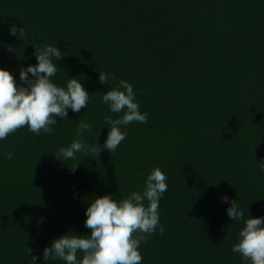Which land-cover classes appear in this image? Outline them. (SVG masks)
<instances>
[{
	"label": "trees",
	"instance_id": "obj_1",
	"mask_svg": "<svg viewBox=\"0 0 264 264\" xmlns=\"http://www.w3.org/2000/svg\"><path fill=\"white\" fill-rule=\"evenodd\" d=\"M37 45L61 49L54 81L77 78L91 99L51 135L20 128L0 140V264H28V249L40 257L68 231L89 234L93 195L140 191L154 167L167 176L164 232L141 243L142 264H241L230 249L242 225L220 196L264 216V0H0V67L18 84ZM101 71L134 86L147 123L122 127L115 152L61 162L54 153L80 120L92 125L87 143L102 144L104 116L120 115L101 102L116 83L99 84Z\"/></svg>",
	"mask_w": 264,
	"mask_h": 264
},
{
	"label": "clouds",
	"instance_id": "obj_2",
	"mask_svg": "<svg viewBox=\"0 0 264 264\" xmlns=\"http://www.w3.org/2000/svg\"><path fill=\"white\" fill-rule=\"evenodd\" d=\"M11 32L16 35L15 29ZM33 55L36 63L19 70L17 83L12 73L0 67V140L20 128H27L31 133L40 136L53 134L54 125L60 120H68L69 110L79 113L87 109L91 95L86 91L81 80L67 77L63 84L54 81L59 70L57 61L62 55L61 49L52 45L35 46ZM98 83L114 86L101 96V102L118 118L105 115L102 127L108 129L103 143L89 144L85 133L92 132V125L80 120L74 130V138L67 146H60L54 153L57 160L64 162L76 160L77 154L98 157L102 151L115 152L121 142L127 138L122 127L133 122L147 123L148 113L140 111L136 100L134 86L125 79H118L115 73L98 72ZM30 74V75H29ZM11 151L5 154L12 159ZM264 171V162H260ZM76 170V165L71 167ZM167 176L154 167L143 179L140 191L133 190L126 196L116 199L111 194L95 196L85 208L84 226L90 229L87 235L68 231L50 241L38 257L28 249V264H142L139 251L141 243L159 230L164 232L160 223L159 203L168 190ZM221 202L229 204L227 216L242 227L237 233L231 252L238 253L241 264H264V216L245 217L244 211L226 194L220 196Z\"/></svg>",
	"mask_w": 264,
	"mask_h": 264
}]
</instances>
